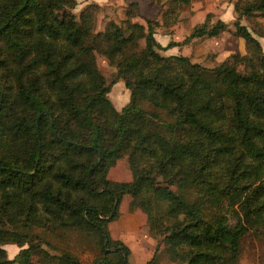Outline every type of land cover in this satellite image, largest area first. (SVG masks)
I'll list each match as a JSON object with an SVG mask.
<instances>
[{
  "label": "trees",
  "instance_id": "obj_1",
  "mask_svg": "<svg viewBox=\"0 0 264 264\" xmlns=\"http://www.w3.org/2000/svg\"><path fill=\"white\" fill-rule=\"evenodd\" d=\"M181 2L190 0H169V10ZM75 5L0 0V264H33L34 253L44 264H84L67 249H45L36 227L82 231L100 247L101 264H131L128 246L108 230L125 194L171 262L238 264L242 236L264 228L260 41L235 19L249 54L225 56L209 75L187 55L160 50L216 36L224 20H204L163 45L155 18L108 19L94 31L97 5L78 18L68 11ZM234 6L238 17L264 15V0ZM96 52L116 68L110 83ZM118 79L129 92L119 109L108 97ZM124 156L132 178L107 177ZM5 243L20 246L11 258ZM143 264H158V253Z\"/></svg>",
  "mask_w": 264,
  "mask_h": 264
},
{
  "label": "rangeland",
  "instance_id": "obj_2",
  "mask_svg": "<svg viewBox=\"0 0 264 264\" xmlns=\"http://www.w3.org/2000/svg\"><path fill=\"white\" fill-rule=\"evenodd\" d=\"M237 0H190L189 3H179L175 11L171 12L169 0H76V5L69 8V12L78 18L80 11L87 5H97L94 19V31L102 29L108 19L116 22L132 24L136 21L145 22V18H155L159 22L156 27L155 37L161 44H166L170 39L182 41L191 32L194 25L207 20L209 23L222 19L227 22V29L216 36H196L187 42L160 50L163 54L180 53L187 55L191 61H197L205 67L207 74H212V67L218 64L225 56L239 52L249 54V49L244 39L236 33L234 20L238 18L240 23L252 32L260 41L264 51V15L259 11L252 14L239 16L235 9ZM96 62L100 72L104 75L106 83L115 77L116 68L110 64L107 58L96 52ZM232 66L241 70L242 64L233 61ZM264 70V67H262ZM3 87V86H2ZM108 97L113 105L119 109L128 101L129 92L123 80L118 79L111 85ZM107 177L114 180H130L131 170L127 157L118 158L114 165L107 171ZM130 195L125 194L118 206V216L108 223L109 234L112 239H120L132 252L144 251L145 257H151L154 251L158 253V264H177L171 262L163 252L162 237L158 233L151 232L146 220V214L140 208L133 211L128 209ZM234 222V217H230ZM35 238L49 252H60L67 249L75 254L84 264H101L102 251L97 243L84 232L76 229H59L47 231L36 227ZM46 241V242H45ZM25 244L24 246H26ZM8 257H13L20 246L15 243L3 245ZM111 247V246H108ZM153 250L151 253L152 248ZM130 250V252H131ZM131 264H143V262L128 257ZM140 260V259H139ZM33 264H44L39 256L32 255ZM238 264H264V228L255 231L249 229L241 238Z\"/></svg>",
  "mask_w": 264,
  "mask_h": 264
},
{
  "label": "crops",
  "instance_id": "obj_3",
  "mask_svg": "<svg viewBox=\"0 0 264 264\" xmlns=\"http://www.w3.org/2000/svg\"><path fill=\"white\" fill-rule=\"evenodd\" d=\"M122 241V240H121ZM163 246V245H162ZM163 248V247H162ZM156 248L155 247H153L152 248V250H151V253H153V250H155ZM130 248H129V257H133V258H135V260H138V261H141V262H145L147 259H149V257L147 256V257H145V254H144V251H137V252H132V250H131V252H130ZM154 252H157V250L156 251H154ZM152 255V254H151ZM140 259V260H139ZM143 262V263H144Z\"/></svg>",
  "mask_w": 264,
  "mask_h": 264
},
{
  "label": "water",
  "instance_id": "obj_4",
  "mask_svg": "<svg viewBox=\"0 0 264 264\" xmlns=\"http://www.w3.org/2000/svg\"><path fill=\"white\" fill-rule=\"evenodd\" d=\"M0 85L2 86V84L0 83ZM105 242H107V239H105ZM120 246H116V247H107L106 249L109 250V251H112V250H115L117 248H119ZM100 260H98L99 262Z\"/></svg>",
  "mask_w": 264,
  "mask_h": 264
}]
</instances>
